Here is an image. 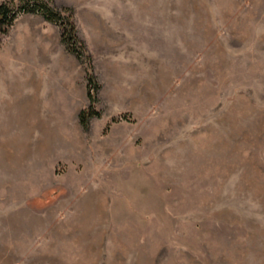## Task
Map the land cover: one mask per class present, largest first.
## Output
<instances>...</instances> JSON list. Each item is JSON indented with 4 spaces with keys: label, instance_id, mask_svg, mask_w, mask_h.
Returning <instances> with one entry per match:
<instances>
[{
    "label": "rangeland",
    "instance_id": "obj_1",
    "mask_svg": "<svg viewBox=\"0 0 264 264\" xmlns=\"http://www.w3.org/2000/svg\"><path fill=\"white\" fill-rule=\"evenodd\" d=\"M0 4V264H193L200 176L264 207V0H51L86 128L59 25Z\"/></svg>",
    "mask_w": 264,
    "mask_h": 264
},
{
    "label": "crops",
    "instance_id": "obj_2",
    "mask_svg": "<svg viewBox=\"0 0 264 264\" xmlns=\"http://www.w3.org/2000/svg\"><path fill=\"white\" fill-rule=\"evenodd\" d=\"M2 77L0 71V81ZM6 118L0 102V142ZM214 198L206 178L195 180L193 264H264V207L250 208L246 201L241 212L228 207L222 210L214 204Z\"/></svg>",
    "mask_w": 264,
    "mask_h": 264
},
{
    "label": "trees",
    "instance_id": "obj_3",
    "mask_svg": "<svg viewBox=\"0 0 264 264\" xmlns=\"http://www.w3.org/2000/svg\"><path fill=\"white\" fill-rule=\"evenodd\" d=\"M23 5L21 9L26 13H37L48 22L59 25L61 29V42L66 50L75 55L77 60L83 65L87 78V97L89 100V109L79 113V121L83 127L88 126V120L97 115L91 113L92 106L97 102L98 84L92 72L90 58L84 52L83 43L76 34V28L72 20V11L69 8L57 9L51 4V0H21ZM32 2V3H31ZM16 13L5 4H0V29L4 26H10ZM3 29V28H2ZM78 46V48H77Z\"/></svg>",
    "mask_w": 264,
    "mask_h": 264
}]
</instances>
